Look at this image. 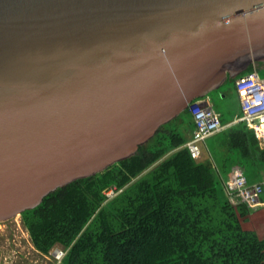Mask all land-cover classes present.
Instances as JSON below:
<instances>
[{
	"label": "water",
	"instance_id": "95a60500",
	"mask_svg": "<svg viewBox=\"0 0 264 264\" xmlns=\"http://www.w3.org/2000/svg\"><path fill=\"white\" fill-rule=\"evenodd\" d=\"M258 61L264 0H0V224L133 157Z\"/></svg>",
	"mask_w": 264,
	"mask_h": 264
},
{
	"label": "trees",
	"instance_id": "16d2710c",
	"mask_svg": "<svg viewBox=\"0 0 264 264\" xmlns=\"http://www.w3.org/2000/svg\"><path fill=\"white\" fill-rule=\"evenodd\" d=\"M251 71L252 64L226 82L235 86ZM181 115L133 157L58 189L23 212L35 252L47 257L60 245L66 253L60 264H253L242 228L251 209L227 193L220 170L229 172V155L236 152L233 166L245 171L248 183L262 181L264 147L240 121L214 135L212 156L221 158V167L211 156L193 159L183 146ZM111 186L120 192L108 199L104 191ZM246 232L254 241L247 226ZM260 247L264 256V238Z\"/></svg>",
	"mask_w": 264,
	"mask_h": 264
},
{
	"label": "built area",
	"instance_id": "2783aa9c",
	"mask_svg": "<svg viewBox=\"0 0 264 264\" xmlns=\"http://www.w3.org/2000/svg\"><path fill=\"white\" fill-rule=\"evenodd\" d=\"M259 69L261 68L238 77L236 86L244 110V116L239 121L247 122L260 144L264 147V79L260 78ZM258 96H260V99H257ZM259 105L263 108L259 111H253ZM188 111L195 130L190 132L184 146L189 150L192 158L198 160L202 155L201 144L215 133L220 132L224 126L213 107L205 102L203 98L197 99L192 105L188 106ZM225 187L230 196L246 204L255 214L258 207L264 204L260 198L264 194V181L259 184H249L243 170L239 168L232 171L228 181L225 182ZM119 192L115 187H112L108 193L104 192V194L108 199H112ZM65 255L66 253L62 248H57L54 255L55 261L60 264Z\"/></svg>",
	"mask_w": 264,
	"mask_h": 264
},
{
	"label": "rangeland",
	"instance_id": "374dc122",
	"mask_svg": "<svg viewBox=\"0 0 264 264\" xmlns=\"http://www.w3.org/2000/svg\"><path fill=\"white\" fill-rule=\"evenodd\" d=\"M259 75L261 79H264V67L259 69ZM208 98L212 100L210 101L213 102L214 110L218 115L221 116V119L224 123L233 120L235 115H237L236 117H241L243 115L242 103L238 97V92L234 86V83L232 82H229L226 85L211 92L208 95ZM181 117L184 118V115L182 114ZM215 138L216 137L213 136L212 138L206 140L208 147L210 146L209 152L211 158L213 157L212 150L214 148ZM214 160L216 165L221 167L222 165L221 158L216 159L215 157ZM229 160L230 161L227 163V165L229 167V172H231L232 168L234 167L233 166L234 163L239 161L238 154L236 152H232L229 155ZM220 172L222 173L223 178L227 179V173L229 172L222 169L220 170ZM112 187L113 186L106 189L104 192L108 193L112 189ZM260 198L264 201V194H262ZM262 214H264L263 209L258 208L256 214L253 215L252 218H250V219H254L255 223L253 224L252 221L250 222V219L248 220L251 229L253 230L255 229L259 234L257 237L258 239L264 237V229L260 227V222L258 219H256L257 216ZM247 225L249 226V224ZM247 225H244V227L246 228ZM258 229L260 231H258ZM246 239L253 264L263 263L264 256L262 253V249L261 252L259 249L260 246L259 240L254 239V237H253L254 241H252L250 237L249 238L247 237ZM252 243H254V245L256 244L257 252H258L257 257L253 253ZM57 248L63 249L62 246L57 245L52 250L51 254L47 257L41 256L38 253H36L32 247L28 234L22 224L21 216H18L9 222L0 224V253H1L0 264H58L54 258L55 250Z\"/></svg>",
	"mask_w": 264,
	"mask_h": 264
},
{
	"label": "crops",
	"instance_id": "0c3cea01",
	"mask_svg": "<svg viewBox=\"0 0 264 264\" xmlns=\"http://www.w3.org/2000/svg\"><path fill=\"white\" fill-rule=\"evenodd\" d=\"M235 86H236V83H235ZM236 88H237V86H236ZM238 92V91H237ZM238 97H239V93H238ZM204 99V101L205 102H207V103H209L212 107H213V109H214V105H213V102H211L212 100L210 99V98H208V97H205V98H203ZM239 99H240V101H241V98L239 97ZM211 100V101H210ZM241 103H242V101H241ZM242 108H243V104H242ZM215 113H216V111H215ZM217 114V113H216ZM184 115V118L182 117V119H183V126H184V128H185V133H186V138L188 137V135L190 134V132L191 131H194V129H192L191 130V126H192V119H191V117H190V115L189 114H183ZM217 116H218V118H220V121L222 122V124H223V121H222V119H221V116L220 115H218L217 114ZM237 115H235V117H234V119L233 120H231V121H228V122H226L225 124V126H224V128L220 131V132H222L223 130H225L226 128H228L229 126H231V125H233V124H237V123H239L240 121V119L241 118H243V116H244V110H243V115H242V117L240 118V117H236ZM227 123H229V124H227ZM220 132H217V133H215L214 135H216V134H218V133H220ZM213 135V136H214ZM213 136H211L210 138H212ZM256 137V136H255ZM209 138V139H210ZM258 140V139H257ZM206 142V141H205ZM203 143V144H201V151H202V155H201V158L200 159H198V160H204V161H206V160H208V158L211 156L210 155V152H209V147H208V145H207V142L206 143ZM213 143V142H212ZM260 143V142H259ZM261 145V144H260ZM184 146V145H183ZM216 146V143L214 142V147ZM262 146V145H261ZM185 147V146H184ZM263 147V146H262ZM236 168H239V169H241V170H243L241 167H239V166H235V167H233L232 168V171L234 170V169H236ZM232 171L231 172H229V176H228V179H229V177H230V175H231V173H232ZM243 172H244V175H245V171L243 170ZM245 178L247 179V177H246V175H245ZM228 179H226V181L225 182H227L228 181ZM248 181V180H247ZM264 181V179L262 180V181H260V182H257V183H255V184H259V183H262ZM261 201L264 203V201L261 199ZM259 209H263V211H264V204H263V206H260V207H258ZM257 211H258V209H257ZM252 212V211H251ZM253 215H255V213H253L252 212V214H251V216L248 218V219H246V220H249L250 218H252L253 217ZM245 221V220H244Z\"/></svg>",
	"mask_w": 264,
	"mask_h": 264
},
{
	"label": "clouds",
	"instance_id": "9594fccd",
	"mask_svg": "<svg viewBox=\"0 0 264 264\" xmlns=\"http://www.w3.org/2000/svg\"><path fill=\"white\" fill-rule=\"evenodd\" d=\"M263 108V106H261V107H258V108H255V110L254 111H259V110H261Z\"/></svg>",
	"mask_w": 264,
	"mask_h": 264
},
{
	"label": "bare ground",
	"instance_id": "6f19581e",
	"mask_svg": "<svg viewBox=\"0 0 264 264\" xmlns=\"http://www.w3.org/2000/svg\"><path fill=\"white\" fill-rule=\"evenodd\" d=\"M259 106H261V105H259ZM259 106H258V107H259ZM194 130H195V128H194Z\"/></svg>",
	"mask_w": 264,
	"mask_h": 264
}]
</instances>
